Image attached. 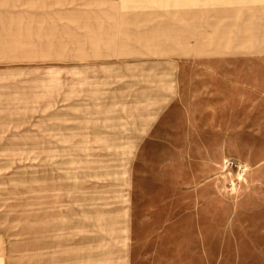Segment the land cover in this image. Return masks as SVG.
<instances>
[{"label": "rangeland", "instance_id": "rangeland-1", "mask_svg": "<svg viewBox=\"0 0 264 264\" xmlns=\"http://www.w3.org/2000/svg\"><path fill=\"white\" fill-rule=\"evenodd\" d=\"M0 264H264V0H0Z\"/></svg>", "mask_w": 264, "mask_h": 264}]
</instances>
